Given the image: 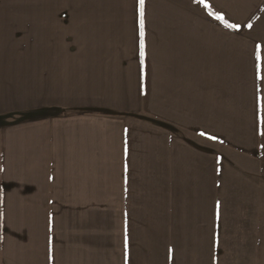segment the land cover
I'll list each match as a JSON object with an SVG mask.
<instances>
[{
    "label": "crops",
    "instance_id": "crops-1",
    "mask_svg": "<svg viewBox=\"0 0 264 264\" xmlns=\"http://www.w3.org/2000/svg\"><path fill=\"white\" fill-rule=\"evenodd\" d=\"M206 3L0 0V264H264V0Z\"/></svg>",
    "mask_w": 264,
    "mask_h": 264
},
{
    "label": "snow or ice",
    "instance_id": "snow-or-ice-1",
    "mask_svg": "<svg viewBox=\"0 0 264 264\" xmlns=\"http://www.w3.org/2000/svg\"><path fill=\"white\" fill-rule=\"evenodd\" d=\"M198 2L203 4L205 8L210 7V5L206 3V0H198ZM138 3H139L140 13H141V20H140L141 35H143V25H144L143 9H144L145 0H138ZM209 15H212V13L210 12ZM215 19L219 20V21H222L224 23V26L227 27V28H238V25L228 23L222 15H216ZM249 27H251V25H249ZM256 59L259 62V60H260L259 54H257ZM257 79H264V77H262L260 75V64L259 63H257ZM261 99H264V98H261Z\"/></svg>",
    "mask_w": 264,
    "mask_h": 264
},
{
    "label": "rangeland",
    "instance_id": "rangeland-1",
    "mask_svg": "<svg viewBox=\"0 0 264 264\" xmlns=\"http://www.w3.org/2000/svg\"><path fill=\"white\" fill-rule=\"evenodd\" d=\"M2 121H0V123H1Z\"/></svg>",
    "mask_w": 264,
    "mask_h": 264
}]
</instances>
